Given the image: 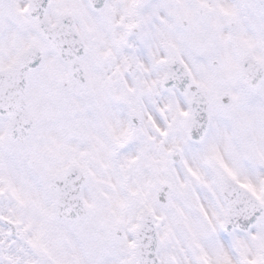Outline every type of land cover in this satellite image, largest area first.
I'll use <instances>...</instances> for the list:
<instances>
[{"label": "snow or ice", "instance_id": "snow-or-ice-1", "mask_svg": "<svg viewBox=\"0 0 264 264\" xmlns=\"http://www.w3.org/2000/svg\"><path fill=\"white\" fill-rule=\"evenodd\" d=\"M0 264H264V0H0Z\"/></svg>", "mask_w": 264, "mask_h": 264}]
</instances>
